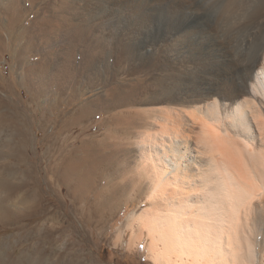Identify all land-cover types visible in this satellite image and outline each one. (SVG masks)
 I'll use <instances>...</instances> for the list:
<instances>
[{
  "label": "bare ground",
  "instance_id": "obj_1",
  "mask_svg": "<svg viewBox=\"0 0 264 264\" xmlns=\"http://www.w3.org/2000/svg\"><path fill=\"white\" fill-rule=\"evenodd\" d=\"M138 1L0 0V59L21 27L14 59L30 99L50 98L54 113L91 92L62 128L103 113L107 129L78 146L79 134L52 131L59 148L43 167L26 152L29 100L0 86V226L40 217L0 240V264H80L89 192L110 212L120 200L144 206L122 226L128 248L146 234L153 264H264V0ZM40 181L70 196L63 226L48 222L58 214Z\"/></svg>",
  "mask_w": 264,
  "mask_h": 264
},
{
  "label": "rangeland",
  "instance_id": "obj_2",
  "mask_svg": "<svg viewBox=\"0 0 264 264\" xmlns=\"http://www.w3.org/2000/svg\"><path fill=\"white\" fill-rule=\"evenodd\" d=\"M137 3L142 4L143 1L139 0ZM37 10H38V6L36 5L32 6L29 10L30 12L28 13V16L25 17L26 19L22 21L21 26L26 25ZM20 30L21 27H17L12 31L9 39V49L5 53L6 55L5 58L0 59V86L3 85V83L7 79V81H9L14 87L12 96L16 98L18 102L20 101L19 102L20 104H22V101L24 102L29 100L30 108L27 107L26 110H27V115L30 119L29 127L33 140L31 144L27 147L26 152L30 161L36 162L37 160H40L42 161L41 166L44 167L47 163V160H49L52 156L53 157L56 156V151L54 154L53 149H56V147L57 149L59 148L58 144H55L52 150L49 149L52 148V146H49L50 140L52 139L51 132L53 131V134L56 135L59 133L60 130H63L62 125L66 120V118L69 116V114L75 111L76 108L78 107V104L82 100L91 96L92 93L91 92L84 93L81 99L79 98L78 100L74 101L75 103L57 102L55 106L56 108L53 109L55 111V112L53 111L54 113L50 112L49 110L50 108H48V102L50 101V98H48L46 101L42 100L43 98H39L40 99L39 100V99H35L34 97L33 98L31 97L30 99V95L28 94L27 89L18 83V70L16 69L15 59H14L18 44L20 42V37H21ZM128 36H129L128 40L131 43H133L134 40L137 42L139 41L138 39H134L133 34H128ZM30 59H33L32 56H30ZM0 92L3 93V91L1 90ZM51 101H55V99H51ZM42 112L44 116L45 114L46 115L48 114V116H45V118L42 117L44 118L43 121L37 120V118L40 119ZM103 116H104L103 113L96 114L95 116H91V118L86 121L88 127L83 131L81 130L80 127L66 128L62 131L61 137L67 135L76 136L77 134H79L74 146H78L82 138L85 137L94 136L93 138L97 140L99 138L102 139L104 137L105 130H107L106 126L102 124ZM47 133L50 134L49 138H46L45 136ZM70 140H73V137H71ZM60 142L61 141H59L58 143ZM102 168L104 170V167ZM102 168H99L97 173L95 174L97 175V180H98L97 184L99 185V187L104 186V183L106 182L109 176L107 170H105L104 173L101 172L103 171ZM112 171L113 170L111 169V172ZM21 174L17 173L15 175V180L20 181L23 178L29 181L31 179V177H29L28 179V176L26 177L24 176L27 174L25 173H23L24 175ZM30 182H32V179L30 180ZM65 190H66L65 187H63L62 188L63 194ZM40 191L42 195V202H44L49 208L56 209L58 214L55 217L54 221L50 220L48 221L49 223L54 224L55 227L63 226L62 224L65 218L61 217L62 213L65 214L67 213L69 216L74 218V213H71L70 208H68L71 200L70 196L66 194V204H65L63 198L58 196L57 191L55 192L49 190V188L46 187L41 181H40ZM88 194L89 195L87 197L96 203L94 206H91L89 204V201L85 202L87 208H90L89 213L91 214V218H85V219H89L86 222V227H85L86 229L84 231L86 240L85 242L84 241L80 242V250L77 252L80 264H153V262L147 255L146 248L148 247L149 239L147 238L146 234L142 235L141 238L138 239L139 241L138 243L136 242L137 240H135L133 246L131 248H128L127 244L130 239L131 231L127 229V227H125L126 228L125 229L124 226H122L126 221L128 214L132 210L135 209L140 210L144 206L142 205L139 206L136 200L128 199L127 201L124 200L125 202L123 200L122 201L120 200L119 204H117L114 208H112L110 212L107 210V207L102 208L101 206H99L100 204L99 202L104 198L98 197L97 192L94 193L89 192ZM75 203L79 204V202H75ZM99 207H101L102 211ZM39 220L40 217L35 215V216L25 217L20 221V224L18 225H13L8 227L0 226V240L3 237L18 231L19 227L21 228V231L26 230V228L33 226ZM77 224L81 226L80 223ZM120 228H121V237L120 239L117 240L115 238ZM58 234L59 231L56 233V235ZM19 242L20 245L18 246V248H21L24 245H26L28 241H25L24 239V241L21 240ZM58 244H60L59 246L61 247L64 246L61 242H59Z\"/></svg>",
  "mask_w": 264,
  "mask_h": 264
}]
</instances>
